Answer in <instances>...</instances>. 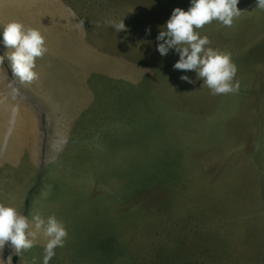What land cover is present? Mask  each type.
<instances>
[{"label":"rangeland","instance_id":"obj_1","mask_svg":"<svg viewBox=\"0 0 264 264\" xmlns=\"http://www.w3.org/2000/svg\"><path fill=\"white\" fill-rule=\"evenodd\" d=\"M189 7L0 0V55L12 51L10 22L39 30L48 49L16 97L0 65V203L63 223L49 264H264V10L239 0L232 27L197 30L238 69L239 91L212 95L173 69L174 50L156 51L173 9ZM44 244L0 258L43 264Z\"/></svg>","mask_w":264,"mask_h":264},{"label":"clouds","instance_id":"obj_2","mask_svg":"<svg viewBox=\"0 0 264 264\" xmlns=\"http://www.w3.org/2000/svg\"><path fill=\"white\" fill-rule=\"evenodd\" d=\"M238 4L239 0H190L187 11L173 9L170 18L156 37V51L160 56H167L169 50H174L179 59L173 65V69L194 71L196 78L203 82L202 85L207 87L212 95L237 93L240 83L234 82V78L238 69L229 53L209 47L208 37H201L197 30L213 21L224 27H232L234 20L242 13L237 7ZM255 8L264 10V0H255ZM71 15L77 20L74 12ZM107 24L115 32L127 31L123 20L119 22L109 20ZM74 26L84 31V20H78ZM145 31L146 35L150 34V29ZM2 37L4 47L12 51L0 55V65L4 64L5 59L10 63L14 79L8 87L11 89V95L16 97L20 95L19 88L15 86L17 82L21 85L31 84L39 79V74L34 70L35 62L43 58L48 49L39 30L26 28L19 22L6 24ZM180 79L189 84L194 83L187 75H182ZM38 236L45 240L43 264H49L55 255V249L64 246L68 233L55 215L45 219L36 214L30 222L28 217L18 212L16 208L0 203V257L5 246L11 250L12 255H21L23 251L34 246ZM11 258V255L7 260L0 258V264H11Z\"/></svg>","mask_w":264,"mask_h":264}]
</instances>
